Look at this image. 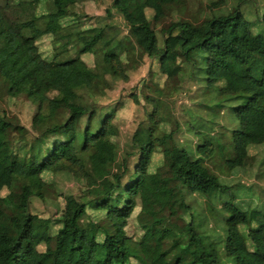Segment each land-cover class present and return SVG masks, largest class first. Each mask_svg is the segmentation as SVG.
I'll return each instance as SVG.
<instances>
[{"label": "trees", "instance_id": "trees-1", "mask_svg": "<svg viewBox=\"0 0 264 264\" xmlns=\"http://www.w3.org/2000/svg\"><path fill=\"white\" fill-rule=\"evenodd\" d=\"M87 1L105 6L107 23L86 15ZM152 1L160 10L151 24ZM134 57L153 69L141 79V102L137 88H123L137 76ZM196 80L207 100L237 103L228 108L233 128L216 163L220 173L248 177L262 158L264 179V124L255 122L264 112V0H0V90L33 108L25 127L0 106V193L26 201L24 173L43 181L50 174L77 190L59 223L60 241L47 239L48 223L28 219L22 240L0 233V264H61L67 241L84 232L106 237L117 264H264V212L245 197L234 205L243 231L228 256L197 231L193 203H208L207 189L229 188L184 150L176 157L174 105ZM120 89L125 94L108 101ZM130 107L129 131L121 118ZM216 108L223 107L202 109ZM195 154L216 161L217 149L204 139ZM37 196L43 203L68 198L51 183ZM206 211L215 217L210 205Z\"/></svg>", "mask_w": 264, "mask_h": 264}, {"label": "rangeland", "instance_id": "rangeland-1", "mask_svg": "<svg viewBox=\"0 0 264 264\" xmlns=\"http://www.w3.org/2000/svg\"><path fill=\"white\" fill-rule=\"evenodd\" d=\"M203 2V1H202ZM194 5L190 6V14L193 11ZM104 5L96 4L95 2H85L82 9L85 10L86 15L98 18L99 23H107L108 18L104 12ZM160 6L157 1H152L146 6V15L149 23L152 24L153 17ZM93 21L94 24H96ZM114 25L122 28L123 23L119 16L114 14ZM221 43L225 44V40L229 37L231 25L222 26ZM137 64L133 65L136 78L123 88L129 91L135 87L136 95L140 99V92L145 90L146 83L141 79L151 74L152 63L147 58L139 60L134 57ZM86 62L91 65L92 59L86 58ZM122 88V87H121ZM201 80H196L190 85V92L183 96L175 105L174 112L181 122L179 132L176 134V157L181 156V151H185L191 156L193 162H198L196 167L199 171L219 177L224 180L226 186L229 188L224 194L216 193L213 190L207 189L205 194L208 203L197 200L193 203L194 211L193 218L198 233L215 240L221 247L224 256H228L235 241H239L240 235L243 231L241 221L239 220L234 205H240L243 197L249 200L255 209L264 212V179L260 174V162L258 160L256 171L245 177L243 175L229 176L228 174H221L217 166L218 163H223L226 153L228 151L227 141L231 138V130L233 128L232 120L229 117V109L234 107L237 103L230 98H218L211 102L202 95ZM125 93L121 89L114 94L108 95V101L116 100L120 95ZM219 105L223 108L214 109L215 112L206 113L202 108L205 105ZM0 106L7 111L9 117L18 119L21 125L27 127L30 125L33 108L31 104L25 100L11 101L9 98L3 96L0 90ZM132 110L130 107L121 119L127 130L133 129L132 124ZM130 115V116H129ZM255 122L264 124V112L255 114ZM196 131H194V130ZM200 133L202 137L196 135ZM204 139H209L217 149V158L214 160H203L195 154V146L202 143ZM15 170H13L14 172ZM21 176L23 183V193L28 197L27 200H22L19 196L9 195L7 190L0 193V233L4 234L10 241L17 242L22 240L20 228L25 225L28 219L34 221H43L49 224V230L46 233L47 239L60 241L62 239L59 225L60 221L67 218L71 212L68 204V199L76 196V186L71 183L59 185V183L50 174L43 176L44 181L40 178L30 177L24 173ZM47 183L54 185L58 192L63 193L68 198L64 197L57 201H50L43 203L38 198V193ZM1 185V184H0ZM230 196H233L235 201H230ZM212 207L215 217L209 216L206 211V206ZM89 215L91 212L88 211ZM82 259L90 264H117L116 256L112 250L108 248L106 237H90L87 232L78 238L74 243L67 241V246L62 254L61 264H79ZM38 260L34 259L32 264H38ZM226 264H232L230 259H226Z\"/></svg>", "mask_w": 264, "mask_h": 264}]
</instances>
